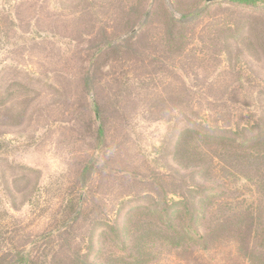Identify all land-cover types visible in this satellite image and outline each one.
Returning <instances> with one entry per match:
<instances>
[{"label": "rangeland", "instance_id": "rangeland-1", "mask_svg": "<svg viewBox=\"0 0 264 264\" xmlns=\"http://www.w3.org/2000/svg\"><path fill=\"white\" fill-rule=\"evenodd\" d=\"M0 264H264V4L0 0Z\"/></svg>", "mask_w": 264, "mask_h": 264}, {"label": "trees", "instance_id": "trees-1", "mask_svg": "<svg viewBox=\"0 0 264 264\" xmlns=\"http://www.w3.org/2000/svg\"><path fill=\"white\" fill-rule=\"evenodd\" d=\"M206 1V0H205ZM232 3L236 4V5H239V6H244V7H247V6H255L257 5L258 3L260 4H264V0H230ZM100 134L102 135V132H101V129H100ZM247 140H244L243 143H246ZM178 205V203H177Z\"/></svg>", "mask_w": 264, "mask_h": 264}, {"label": "water", "instance_id": "water-1", "mask_svg": "<svg viewBox=\"0 0 264 264\" xmlns=\"http://www.w3.org/2000/svg\"><path fill=\"white\" fill-rule=\"evenodd\" d=\"M220 1H230V0H206V3L220 2Z\"/></svg>", "mask_w": 264, "mask_h": 264}]
</instances>
